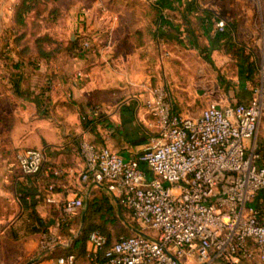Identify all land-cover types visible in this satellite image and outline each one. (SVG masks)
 <instances>
[{
	"label": "crops",
	"instance_id": "obj_1",
	"mask_svg": "<svg viewBox=\"0 0 264 264\" xmlns=\"http://www.w3.org/2000/svg\"><path fill=\"white\" fill-rule=\"evenodd\" d=\"M15 2L0 0V30L11 25ZM68 2L66 27L63 31L51 29L65 42L49 61L25 57L17 68L13 63L20 56L15 50L9 53V60L0 57V236L9 237V241L0 242V264L48 262L70 249L82 226L74 231L75 216L67 217L61 203L75 195L86 199L99 186L81 179L84 160L80 140L108 145L125 157L144 150L157 130L146 107L156 85H166L177 112L193 117L211 103L225 106L246 101L251 95L253 83L238 76L233 78L237 89H224L219 69L223 73L224 66L235 58L225 51L215 28L204 31L202 25L201 31H171L167 40L151 31L130 30L118 13L99 18L95 12L101 0ZM172 3L189 7L191 0ZM217 6L201 8L221 17ZM163 11L172 13L175 25L180 21L173 8L166 6ZM84 22L91 31H66L73 27L82 30ZM98 26L102 31L93 30ZM246 34L238 31L249 45ZM69 38L78 39V45L69 44ZM85 39H90L91 48L83 45ZM3 48L0 37V55ZM13 72L20 73L18 81L11 78ZM16 83H20V91L15 90ZM28 87L30 93L21 92ZM254 142L264 162V114L256 139L246 140L249 147ZM26 147L44 153L37 173L25 174L18 167L17 152ZM147 175L154 176L151 171ZM50 184L55 185L58 203L45 199ZM252 204L264 209L263 191ZM44 231L55 232L60 239L52 249L38 252L37 242ZM251 246L254 254L237 256L238 264H257L256 246L253 242ZM87 262L82 258L77 264ZM185 264L199 262L192 257L185 259ZM209 264L229 263L214 256Z\"/></svg>",
	"mask_w": 264,
	"mask_h": 264
},
{
	"label": "built area",
	"instance_id": "obj_2",
	"mask_svg": "<svg viewBox=\"0 0 264 264\" xmlns=\"http://www.w3.org/2000/svg\"><path fill=\"white\" fill-rule=\"evenodd\" d=\"M225 23L223 18L216 20V27ZM83 45L92 47L90 39ZM11 47L10 42L4 44L5 54ZM146 107L157 127L146 148L125 157L83 138L80 175L85 182L103 185L153 234L121 235L109 245L103 232L92 230L86 264H185L192 257L209 264L214 256L238 264L237 256L254 254L252 242L257 264H264V209L252 204L264 190V162L256 142L246 144L247 139H256L264 114V50L258 80L246 101L220 107L211 103L198 116H185L174 109L166 85L159 84ZM44 159L37 147L23 148L16 155L25 174L37 173ZM55 193L50 184L46 201L58 203ZM61 204L67 213L74 212L84 198L75 195ZM59 239L57 233L44 231L38 252L52 249ZM38 264H77V256L70 252Z\"/></svg>",
	"mask_w": 264,
	"mask_h": 264
},
{
	"label": "trees",
	"instance_id": "obj_3",
	"mask_svg": "<svg viewBox=\"0 0 264 264\" xmlns=\"http://www.w3.org/2000/svg\"><path fill=\"white\" fill-rule=\"evenodd\" d=\"M69 0H16L13 5V14L11 26L15 31H8L7 38L12 37L13 44L11 50H15L19 54L20 59L13 63L17 68L21 67L23 59L35 56L36 60L49 61L51 57L58 51V46L65 42L59 40L51 31L57 23L63 20L68 9ZM174 0H158L154 4V12L157 14V22H159L155 31H151L154 36L165 37L170 40L171 31H175V23L164 15V7L169 6L175 9ZM190 10V6L188 7ZM206 15L201 17L204 31H210L215 28L219 32V41L222 43L226 52L234 55V67L237 69L236 74L241 81L250 80L255 83L258 80L260 65L258 60L248 51L247 45L238 35L239 24L236 20L226 21L223 28L216 27V20L221 19L216 16L212 18V12L208 9L204 10ZM166 24V27L163 25ZM194 31V30H192ZM9 41V40H8ZM69 44L78 45V39L69 38ZM9 43V42H7ZM54 44L55 48L49 46ZM0 57L5 61L9 60V54L3 51ZM211 61L210 57H207ZM11 78L19 80L20 73H11ZM22 78V77H21ZM17 91H20V83H16ZM30 87L22 89L21 92L30 93ZM43 165V164H42ZM42 168V166H41ZM264 192V190H262ZM261 191V192H262ZM110 192L102 185L94 189L89 197L84 199V207L80 212L67 213V217L75 216L74 225L82 226L78 236L70 249L64 253L73 252L79 259H86L87 239L92 230L103 232L108 238V244L114 243L121 235H134L143 232L138 226L131 224L129 232L126 229H120L117 232L112 231L113 222L116 220V212L126 209L136 219L131 210L127 209L120 203L115 205L111 200ZM70 214V215H69ZM137 220V219H136ZM84 221V222H83ZM72 226V225H71ZM45 230H48L45 228Z\"/></svg>",
	"mask_w": 264,
	"mask_h": 264
},
{
	"label": "rangeland",
	"instance_id": "obj_4",
	"mask_svg": "<svg viewBox=\"0 0 264 264\" xmlns=\"http://www.w3.org/2000/svg\"><path fill=\"white\" fill-rule=\"evenodd\" d=\"M99 1V0H96ZM102 5H97L95 15H98L99 18L105 14V18L109 17L112 13L120 14L125 22L129 23L130 30L132 31H155L156 27L159 25L157 22V14L154 12V2L153 0H101ZM225 3V4H224ZM69 4V2H68ZM218 5V10H222L220 13V18L225 19V21L236 20L238 21L239 28L238 31H247L246 39L247 42H244L247 45V49L255 57L259 65L261 64L262 53L264 50V0H191L189 4L190 10L186 4L177 5L174 9L178 15L180 21L176 24L175 31H201L202 28V19L206 15L205 9L201 7ZM224 4V5H223ZM85 6L87 3L84 4ZM69 6V5H68ZM196 11L198 13H196ZM67 14V13H66ZM103 14V15H102ZM214 14V13H213ZM164 15L171 20V12L164 11ZM66 16L63 20L55 25L53 31H63L62 27H66ZM217 16V15H216ZM212 15V18L215 17ZM82 30H78L75 27L66 29V31H91L89 29L90 25L85 24ZM1 25V21H0ZM137 26V27H136ZM6 27V26H5ZM2 27L0 30V37L3 39V44L10 42L12 45L13 39L10 37L8 39L6 32L15 31L11 25H8L6 28ZM61 27V28H58ZM94 28V31H102L101 29ZM68 35V34H66ZM9 40V41H8ZM249 46V47H248ZM234 60H230L222 69H219L220 76L223 79L224 89L227 91L237 89L234 87L233 78L237 76L234 65ZM218 72V71H217ZM115 205L118 202L112 198L111 200ZM131 224L138 226V229L142 231H150L149 228L144 227L138 220H136L130 213V211L123 209L122 211L116 212V220L113 222L112 231L117 232L120 229H126L129 232H133ZM74 231H77L76 225H74ZM14 231V230H13ZM12 231V232H13ZM8 240L9 237H1L0 242Z\"/></svg>",
	"mask_w": 264,
	"mask_h": 264
},
{
	"label": "water",
	"instance_id": "obj_5",
	"mask_svg": "<svg viewBox=\"0 0 264 264\" xmlns=\"http://www.w3.org/2000/svg\"><path fill=\"white\" fill-rule=\"evenodd\" d=\"M218 107H220V106L218 105ZM27 264H31V262H29V263H27Z\"/></svg>",
	"mask_w": 264,
	"mask_h": 264
}]
</instances>
